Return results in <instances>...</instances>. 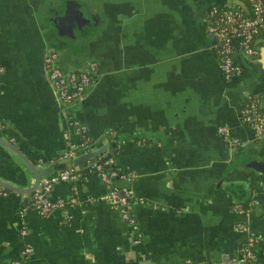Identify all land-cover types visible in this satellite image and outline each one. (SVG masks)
Wrapping results in <instances>:
<instances>
[{
	"label": "crops",
	"instance_id": "obj_1",
	"mask_svg": "<svg viewBox=\"0 0 264 264\" xmlns=\"http://www.w3.org/2000/svg\"><path fill=\"white\" fill-rule=\"evenodd\" d=\"M215 1L0 0V132L35 164L55 160L66 119L44 56L58 51L64 70L96 62L87 99L67 112L93 139L113 133L108 170L134 174L114 181L132 191L138 224L99 200L108 187L81 167L51 192L78 203L50 215L29 206L33 194L0 195V264L27 247L23 264H226L248 244L264 264V137L244 116L251 96L264 105V41L226 79L205 26ZM0 178L34 183L2 144Z\"/></svg>",
	"mask_w": 264,
	"mask_h": 264
},
{
	"label": "built area",
	"instance_id": "obj_2",
	"mask_svg": "<svg viewBox=\"0 0 264 264\" xmlns=\"http://www.w3.org/2000/svg\"><path fill=\"white\" fill-rule=\"evenodd\" d=\"M207 32L217 39L216 53L219 66L224 77L228 80L242 73V68L237 62V54L248 60L257 57V42L264 41V0H216L210 5L207 17ZM59 53L49 51L44 56V73L50 86L55 92L57 102L65 115L64 138L66 147L61 158L71 159L78 151L87 150L95 141L88 134L87 126L67 112L75 105L83 103L88 96L89 89L94 82L97 71L96 62H88L85 67L64 70L58 65ZM2 68L0 69V71ZM245 120L249 122L259 137H264V112L262 102L256 96H251L244 110ZM6 127L5 119L0 114V131ZM226 137L228 132L225 127L220 128ZM14 141V140H13ZM232 143L237 144L236 139ZM264 150V148H263ZM107 164V163H105ZM105 164L97 161L88 162L84 167L98 171L108 191L99 200L109 203L116 208L122 219L127 221L135 231L138 224L134 215L133 195L128 187L120 188L115 185V179H129L134 174L122 173L119 169H106ZM82 174L79 169L56 172L43 178L39 190L33 193L29 206L33 207L39 215L47 216L56 209H65L68 205H75L78 199L69 200L51 198V192L56 183L61 181L76 180ZM8 190L0 187V195L8 194ZM91 200H94L91 198ZM140 203L142 199L136 197ZM157 207V206H155ZM68 215V214H67ZM66 215V217H67ZM25 233V229L23 230ZM140 237V234H138ZM139 240H136L138 242ZM32 249L27 247L22 255L28 256ZM254 252L251 246L243 245L237 257L226 264H254ZM187 264H196L188 260Z\"/></svg>",
	"mask_w": 264,
	"mask_h": 264
},
{
	"label": "water",
	"instance_id": "obj_3",
	"mask_svg": "<svg viewBox=\"0 0 264 264\" xmlns=\"http://www.w3.org/2000/svg\"><path fill=\"white\" fill-rule=\"evenodd\" d=\"M111 139L115 140L113 133L107 132L102 136V138L95 139V141L89 146L87 150L78 151L77 154L71 159L61 158L64 154L63 150L55 160L46 161L41 159L38 164H35L19 149L15 142L9 140L0 132V144L17 154L24 161L27 168L30 170L32 177L34 178V183L30 188L15 186L0 178V187L16 193L33 194L40 189L43 178L48 177L56 172L69 170L71 168L78 169L84 167L88 162L96 160L98 162L107 163L105 165L107 169L113 168L115 167V164H108V161L112 157L111 155L115 152V149H112L111 153L106 155L110 148L109 141ZM235 160L236 159L233 157L232 160L229 161L227 170L234 168ZM257 167L261 168V170L264 172V165L262 163H257ZM28 256H24L21 253L20 258L13 259L7 264H23L27 260Z\"/></svg>",
	"mask_w": 264,
	"mask_h": 264
},
{
	"label": "trees",
	"instance_id": "obj_4",
	"mask_svg": "<svg viewBox=\"0 0 264 264\" xmlns=\"http://www.w3.org/2000/svg\"><path fill=\"white\" fill-rule=\"evenodd\" d=\"M264 105L262 104V111L264 112V107H263ZM97 161V160H96ZM99 163H101V164H105V162H99ZM114 169H116V168H114ZM85 170H87V169H85ZM122 172V171H121ZM120 178H118V180H119ZM115 183V182H114ZM115 185H116V183H115Z\"/></svg>",
	"mask_w": 264,
	"mask_h": 264
},
{
	"label": "flooded vegetation",
	"instance_id": "obj_5",
	"mask_svg": "<svg viewBox=\"0 0 264 264\" xmlns=\"http://www.w3.org/2000/svg\"><path fill=\"white\" fill-rule=\"evenodd\" d=\"M210 9V8H209ZM207 17H208V15H207ZM206 31H207V20H206ZM58 52V51H57ZM59 53V52H58ZM59 57H60V53H59Z\"/></svg>",
	"mask_w": 264,
	"mask_h": 264
}]
</instances>
